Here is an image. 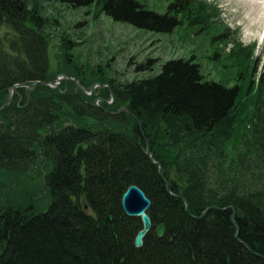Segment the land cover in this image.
Segmentation results:
<instances>
[{"label":"trees","instance_id":"obj_1","mask_svg":"<svg viewBox=\"0 0 264 264\" xmlns=\"http://www.w3.org/2000/svg\"><path fill=\"white\" fill-rule=\"evenodd\" d=\"M53 1L74 9L95 3L114 22L156 33H172L185 20L201 25L218 10L203 0H166L163 13L138 0ZM33 3L0 0V107L14 85L50 79L43 18ZM254 47L237 43L225 56L238 62L233 87L205 80L194 57L166 61L156 76L117 86L95 76L109 85L113 103L73 112L103 124L96 129L60 125L72 119L57 109L68 99L62 88L37 85L43 93L31 96L34 104L17 89L0 111V181L33 165L39 153L50 165V201L42 213L32 202L23 206L9 197L0 203V264H264V71L247 81L255 71ZM102 94L111 97L107 89ZM20 98L23 106L16 107ZM122 106L127 113H108ZM237 131L241 147L229 158L225 149ZM142 134L163 179L145 155ZM131 185L150 201L151 229L140 248L133 243L141 222L120 206ZM172 195L186 201L187 212ZM212 207H233L236 227L231 210L191 217Z\"/></svg>","mask_w":264,"mask_h":264},{"label":"rangeland","instance_id":"obj_2","mask_svg":"<svg viewBox=\"0 0 264 264\" xmlns=\"http://www.w3.org/2000/svg\"><path fill=\"white\" fill-rule=\"evenodd\" d=\"M33 1L44 23L40 33L46 41L49 82L53 84L56 77H59L61 84L57 87L62 88L59 94L68 96L65 101H58L57 106L62 113L72 115V119L61 122L62 127L70 124L90 129L102 127L103 124L93 118L73 112V108L78 110V107H85L89 103L99 106L110 100V97L105 100L102 96V91L107 89L104 84L92 79L97 75L113 81L112 85L117 86L156 76L166 61L194 57L205 80L233 87L238 82L235 77L238 62L225 56L233 51L237 43L242 47H249L255 42L252 59L257 61L250 66L252 70L255 67V71L253 75L249 74L247 81L252 80L255 75L256 79L264 71V26L249 28L244 11L236 5L235 0H205L209 4H215L218 10L211 14L208 21L199 24L202 29L185 20L172 33L149 32L126 23L114 22L97 11L95 3L90 7L74 9L53 0ZM138 1L158 13H163L168 4L166 0ZM206 12L211 10L206 9ZM235 14L237 17H234ZM66 40L71 41V45L66 44ZM149 60L152 61L149 69L136 71L138 65L146 64ZM74 74H79L82 79L76 80L71 76ZM64 75L74 78L75 83L91 96L84 95L74 82L64 83ZM21 89L25 95H30L27 99L31 104L35 103L31 96L43 93L35 85H25ZM78 91L87 99L81 97ZM108 92L111 96L109 90ZM88 98L92 100L89 101ZM21 100L22 98L17 101L16 107L23 106ZM119 109H124V106ZM107 128L115 130L110 124ZM236 133L225 149L229 158H235L237 149L241 147V131ZM49 169L48 162L38 153L33 165L26 170L9 174L8 179L4 176L0 181V186L3 187L0 203L9 201L10 197L14 203L23 206L32 202L37 213L45 212L50 201L45 187V176Z\"/></svg>","mask_w":264,"mask_h":264},{"label":"water","instance_id":"obj_3","mask_svg":"<svg viewBox=\"0 0 264 264\" xmlns=\"http://www.w3.org/2000/svg\"><path fill=\"white\" fill-rule=\"evenodd\" d=\"M68 79H70V78H68ZM42 84L48 85V83H42ZM17 87H19V86L15 85L14 87H12V89H11L12 94L14 93V91ZM77 87L79 89H81L79 85H77ZM102 88H103V86H102ZM92 89H93V87H92ZM81 91H83V90L81 89ZM10 101H11V99L5 105H7ZM119 111H121V110H119ZM124 111L127 112V110H124ZM140 131H141V128H140ZM142 137L144 138L143 134H142ZM144 140L146 142L145 155L149 158V160L152 162L153 165L157 166V168H158L157 173L163 179V177H162L163 172L161 171V165L159 163H156L153 161L152 154L149 151L148 143H147L145 138H144ZM163 181H164L166 190L169 192L167 182L165 180H163ZM172 196H174L177 199H180L181 201L184 202L185 211L187 212L188 206H187L186 201L178 195H172ZM120 206H121L123 213L127 217L138 218L141 222V229L137 232V234L134 238V243H133L134 247L140 248L143 244V238L151 229L150 218L146 213L147 209L150 206V201L144 195V193L142 192L141 189H139L135 185H131L122 194L121 199H120ZM208 209L221 210V211L231 210L233 212V214L230 216V221L234 222L233 217H234L235 213H234L233 207H228V208L212 207V208H208ZM203 214H205V212H203ZM191 217L194 219H200V217H198V216L197 217L191 216ZM155 234H156L157 238H161L164 234V226L163 225L157 226L155 228ZM235 237H236V235H235Z\"/></svg>","mask_w":264,"mask_h":264},{"label":"bare ground","instance_id":"obj_4","mask_svg":"<svg viewBox=\"0 0 264 264\" xmlns=\"http://www.w3.org/2000/svg\"><path fill=\"white\" fill-rule=\"evenodd\" d=\"M235 1H236V5L240 6V9L244 11L245 18L248 21L247 25L249 28L256 27L259 25L264 26V0H235ZM234 17H237V15L235 14ZM199 32H201V30H199ZM208 211L209 209L208 210L206 209L204 212L206 213ZM204 215L205 214H203L202 212L198 217L202 218ZM233 221H234V217H233ZM231 224L233 225V227H236V224L234 222H231Z\"/></svg>","mask_w":264,"mask_h":264}]
</instances>
